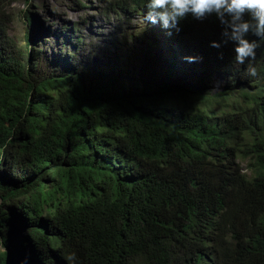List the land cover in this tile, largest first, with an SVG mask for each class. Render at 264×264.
<instances>
[{"label":"trees","instance_id":"1","mask_svg":"<svg viewBox=\"0 0 264 264\" xmlns=\"http://www.w3.org/2000/svg\"><path fill=\"white\" fill-rule=\"evenodd\" d=\"M13 3L0 0V264H264V42L250 77L215 14L171 34L148 22L142 72L159 38L200 55L198 77L173 84L168 67L137 90L68 63L41 72L36 36L10 35Z\"/></svg>","mask_w":264,"mask_h":264},{"label":"rangeland","instance_id":"2","mask_svg":"<svg viewBox=\"0 0 264 264\" xmlns=\"http://www.w3.org/2000/svg\"><path fill=\"white\" fill-rule=\"evenodd\" d=\"M109 2L111 0H14L9 8L13 16L10 35L20 44L27 43V36L33 39L36 36L39 42L32 47L43 49L37 57L43 73H49L58 65L63 68L68 63L67 69L74 66L88 77H107L109 73H115L127 88L138 86L137 90L150 81L152 72L165 79L168 67L175 70L173 84L188 86L197 79L198 72L193 69V62L185 59L195 55L178 53L180 47L176 42L171 44L173 50L168 47L163 50L166 40L159 38H154L157 44L154 53H160L161 59L156 62L152 58L150 71L143 73L146 42L142 32L148 23L140 13L113 10L109 6L118 5ZM27 12L31 16L32 31ZM175 60L176 65L173 64ZM225 84V75L217 70L208 86L210 93L223 91ZM249 90L254 91V88ZM213 107L219 108L218 105ZM240 161L246 167V161ZM5 249L0 243V250Z\"/></svg>","mask_w":264,"mask_h":264},{"label":"clouds","instance_id":"3","mask_svg":"<svg viewBox=\"0 0 264 264\" xmlns=\"http://www.w3.org/2000/svg\"><path fill=\"white\" fill-rule=\"evenodd\" d=\"M144 8L147 9L144 21L160 23L169 30V34L172 30L179 31L180 21L189 14L201 20L215 14L223 26V36L235 44V63H247L248 75L258 76V69L252 62L257 58V48L264 42V0H145ZM250 32L259 40L249 39ZM212 46L218 48L220 43L213 41ZM185 59L195 62L198 57L188 56ZM64 259L67 264H79L75 252L65 255ZM27 262L28 257H25L20 264Z\"/></svg>","mask_w":264,"mask_h":264}]
</instances>
